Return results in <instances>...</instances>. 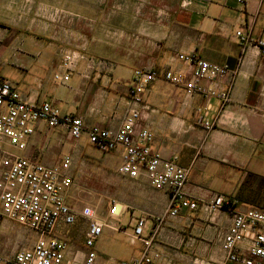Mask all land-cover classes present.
<instances>
[{
    "label": "crops",
    "instance_id": "0c3cea01",
    "mask_svg": "<svg viewBox=\"0 0 264 264\" xmlns=\"http://www.w3.org/2000/svg\"><path fill=\"white\" fill-rule=\"evenodd\" d=\"M17 1L24 0H0V22L15 24L11 17L21 13L11 9V2ZM98 2L99 8L85 12L82 27L68 32L61 44L48 40L52 29L42 25H37L35 37L0 26V77L12 81L25 102H50L84 125L75 139L66 127L49 129L37 122L25 150L7 142L3 149L46 166L71 157L66 202L76 220L56 229L67 242L66 264L86 259L85 208L103 225L94 264L140 259L147 239L160 255L153 264H225L221 239L232 226L233 211H264V51L237 36L242 31L252 40L264 37V0H194L189 6L182 0ZM69 53L78 56L71 70L64 67ZM182 54L227 65L230 75L201 84L227 92L228 99L189 96L183 86L158 79L149 84L142 103H134V71L188 74L191 68L178 58ZM58 72L68 73L69 81H55ZM131 109L140 111L136 129L153 131L151 149L189 169L185 192L191 201L208 204L222 196L232 204L214 214L181 208L171 217L168 191L155 189L144 172L137 178L120 172L121 147L102 152L90 144L89 128L115 132ZM82 193L101 197L87 202ZM140 218L146 219L144 232L133 240ZM18 226L23 228L0 214V237L6 240L0 255L35 244L37 234L24 227L35 236L31 246H22L27 239Z\"/></svg>",
    "mask_w": 264,
    "mask_h": 264
},
{
    "label": "built area",
    "instance_id": "2783aa9c",
    "mask_svg": "<svg viewBox=\"0 0 264 264\" xmlns=\"http://www.w3.org/2000/svg\"><path fill=\"white\" fill-rule=\"evenodd\" d=\"M194 0H182L189 6ZM241 3L244 0H240ZM242 42L254 43L264 51V37L257 40L247 38L242 31L237 32ZM191 68L185 75L175 74L172 70L157 71L136 69L133 73L130 95L134 103H142L143 94L150 83L164 79L183 86L187 95H201L206 99L218 96L228 99L227 92L219 93L212 85L204 86L202 80H219L231 74L230 68L198 58L196 55H179ZM78 56L69 53L64 58V67L71 70ZM69 74H54V80L66 83ZM140 117L138 109H131L117 131L101 129L97 126L87 130L91 145L102 152H112L122 148L123 175L137 178L145 173L150 184L159 190H166L171 196L169 216L177 217L181 208L203 209L214 214L228 208L232 202L218 196L210 203L191 201L185 192L189 169L179 166L173 160L163 159L153 151L150 143L154 133L150 129H136ZM42 122L49 129L66 127L72 137L78 139L84 132L83 121L79 117L62 115L50 102L35 105L25 102L16 85L0 77V214L2 217L23 226L37 234V240L30 249L21 248L11 255H0V264H66L67 242L56 233L60 224L70 225L76 214L66 202L68 189L72 185L69 169L72 159L64 157L52 166H46L35 159L23 157L6 151L7 142L17 150L28 146L29 138L35 133V123ZM207 129L211 128L205 123ZM115 206L111 212L114 213ZM91 208L83 210L89 219L85 245L88 249L83 264H94V246L100 237L103 225L94 218ZM146 224L140 218L134 228L132 239H140ZM145 252L140 259L120 264H153L160 258L152 250V241L144 240ZM221 249L226 255L225 264H264V211L257 209L235 210L232 213V226L221 239ZM172 264V263H168Z\"/></svg>",
    "mask_w": 264,
    "mask_h": 264
},
{
    "label": "rangeland",
    "instance_id": "374dc122",
    "mask_svg": "<svg viewBox=\"0 0 264 264\" xmlns=\"http://www.w3.org/2000/svg\"><path fill=\"white\" fill-rule=\"evenodd\" d=\"M0 4L2 5V3ZM98 8V0H24L11 2V9L19 10L21 14L20 16L11 17L12 20H15V24L5 21L0 22V26L9 28L13 33L24 32L27 36L35 37L37 25H42L52 29L53 38L48 40L61 44L66 42V34L68 32H71L74 28L82 27V16L85 12H93ZM96 184H98V181ZM100 197L101 195L98 193H82L80 195V198L86 199L87 202H92V199H95L94 201L96 202ZM6 220L10 221L9 219ZM20 229L27 239L22 246H31L34 241L32 238V235L35 236L34 233L24 227ZM5 243L6 240L0 237V250H5Z\"/></svg>",
    "mask_w": 264,
    "mask_h": 264
}]
</instances>
